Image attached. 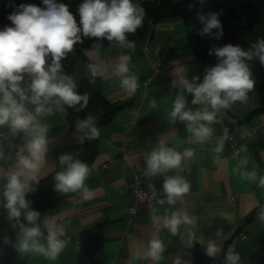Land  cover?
I'll return each instance as SVG.
<instances>
[{"label": "crops", "instance_id": "0c3cea01", "mask_svg": "<svg viewBox=\"0 0 264 264\" xmlns=\"http://www.w3.org/2000/svg\"><path fill=\"white\" fill-rule=\"evenodd\" d=\"M13 1L17 0H0V5ZM134 1L137 0H132V3ZM147 40L159 45L161 61L168 67L169 74L144 85L149 72L148 58L143 50ZM134 44V48H128L116 42L87 53V58L98 70L101 92L107 101L129 102L110 122L98 128L96 155L84 182L94 196L85 200L79 191L70 192L43 213L41 236L38 237L40 243H47V223L60 221L65 230L61 239L66 241V245L55 260L33 251L19 250L11 264H74L79 232L100 222L104 223L103 243L95 257L101 264H176L177 260L181 264L182 259L191 256V240L206 253L210 242L219 249L215 255H220L225 249L227 257L231 250L239 255L238 264H251L250 257L259 252L257 238L264 233V219L257 216V212L264 208V187L259 183L264 177V111L254 112L259 106L257 94L251 93L245 103L235 102L220 109L216 120L208 125L212 129L211 135L204 142H198L188 130V122L171 117L178 95L184 96L186 111H202L205 107L212 110L209 105L193 104V95L180 84L181 78L199 84L196 78L201 68V61L194 55L187 39L183 21L168 19L159 22L150 38ZM125 56L129 58L126 75L135 76L138 84L131 94L121 87L122 77L117 74V65ZM71 73L69 77L77 89L85 76V68L80 61L75 63ZM31 80V75L26 73L21 82L27 96L32 95L27 91ZM55 100L53 97L45 105L52 109L51 114L37 116V121L47 127V145L43 164L34 174V179L27 172L21 178L28 185L66 167L60 163V157L77 154L82 148V136L68 131L66 110L63 106V110L57 108ZM153 101L155 107L152 106ZM25 107L35 114L36 105L25 101ZM234 127L255 130L253 136L240 141V151L236 155L223 137ZM0 131L8 140L20 138L25 144L31 138L23 131L14 132L8 124L0 126ZM161 142L182 155L185 149H192L194 156L183 158L179 168L152 174L155 186H163L168 177L179 176L190 184L189 192L175 198L172 204L168 203L167 195L158 197L150 209L138 210L129 223L125 210V203L129 200L128 183L132 173L141 168L143 160L152 151L158 150ZM221 143L222 150L216 152ZM124 150H129L126 158L122 157ZM20 170L14 150L2 153L0 208H6L7 203L3 195L6 174ZM251 172L256 173L255 179L242 176ZM228 195L235 197L228 200ZM173 213L187 215L192 223H181L173 234L164 223ZM154 239L163 246L160 258L156 260L146 256L150 241Z\"/></svg>", "mask_w": 264, "mask_h": 264}, {"label": "clouds", "instance_id": "9594fccd", "mask_svg": "<svg viewBox=\"0 0 264 264\" xmlns=\"http://www.w3.org/2000/svg\"><path fill=\"white\" fill-rule=\"evenodd\" d=\"M44 4L47 6L46 9L31 4L19 5L20 10L8 17L14 27H6L0 31V126L8 124L14 132L23 131L31 137L26 144L29 155L18 153V165L21 170L6 174L7 184L3 195L7 201L5 207L9 220L15 219L19 222L23 209L25 220L32 225H35L39 214L29 210V203L25 199L29 185L21 178L27 172L31 174L30 178L34 179V174L39 171L44 161L47 127L37 121V116L51 114L52 109L46 108L45 105L53 97L57 98L55 104L60 110H63V105L74 107L83 101L84 107L88 103L87 94H77L76 84L72 78L59 74L61 59L81 41L80 33L84 37L106 38L108 41H116L121 46L134 48V42L127 40L126 33H135L143 20V10L134 6L132 0H111L110 3L107 0H84L78 9L80 26L66 5L56 4L53 0H44ZM200 20L204 24L203 30L199 33L201 36L206 33L212 35L213 29H220L217 13H211L207 19L201 16ZM220 35L222 30L216 34V38L219 39ZM255 47L259 60L264 63V40L258 41ZM213 52L219 62L207 69L202 83L195 84L184 78L180 79L181 87L193 95V104L209 105L212 110L209 111L208 107H205L202 111H186L184 96L178 95L171 112L173 119L179 118L188 122V130L201 143L211 135L212 129L208 125L216 120V113L237 101L245 103L248 99L247 93L255 85L245 63V59L252 58L249 52L231 44L210 49L209 54ZM49 53L53 59L46 70L45 57ZM128 59L126 56L121 58L117 65V74L122 77L121 87L131 94L136 91L138 84L135 76L126 75L129 72ZM89 71L93 78L99 74L93 65H89ZM24 73H29L32 77L27 89L32 93L31 96H27L26 89L21 87ZM25 101L36 105L35 114L26 109ZM152 106L155 107L154 101ZM77 128L88 129L89 139L99 137V130L95 127L94 117L91 115L78 122ZM222 147L221 143L215 151L220 152ZM193 156L192 149H185L182 155L161 142L158 150L152 151L148 157V170L156 175L161 170L179 168L183 158ZM60 163L66 167L55 176L56 190L61 193L79 191L83 199H91L94 192L84 183L90 171L88 166L78 159L73 160L70 155L61 156ZM242 176L255 179L256 173H243ZM259 183L264 187V177L260 178ZM163 187L168 203L172 204L175 203V198L189 192L190 184L175 176L165 179ZM261 218L264 219V213ZM164 223L165 227L175 234L181 223L190 224L192 220L187 215L173 213ZM46 227L45 245L39 242L38 237L41 236L39 227H26L21 223L19 249L22 252L40 253L55 260L66 245V241L61 239L65 235V230L58 227L55 222L47 223ZM162 251V243L154 239L150 241L146 256L156 260L160 258ZM218 251L214 243L208 244L209 256H214ZM226 259L228 264H238L239 255L230 250ZM176 264H179L178 260Z\"/></svg>", "mask_w": 264, "mask_h": 264}, {"label": "trees", "instance_id": "16d2710c", "mask_svg": "<svg viewBox=\"0 0 264 264\" xmlns=\"http://www.w3.org/2000/svg\"><path fill=\"white\" fill-rule=\"evenodd\" d=\"M56 4H64L76 19L80 26L79 7L84 0H53ZM108 3L111 0H107ZM34 5L46 9L44 0H17L0 5V31L6 27H14L9 20V15L19 11V5ZM134 6L143 10V20L135 33H126L127 40L137 42L144 38H150L154 26L168 19H180L187 30V39L193 47L194 55L200 59L201 68L198 74L199 83L203 82L207 69L214 67L218 58L210 49L220 48L231 44L240 47L243 51L252 55L251 59H245L255 81L254 88L247 93H256L259 98V106L254 112L264 111V63H261L256 54L258 41L264 40V0H137ZM217 13L220 21V29H213L212 35L199 33L203 30L204 24L200 17L205 19L211 14ZM222 30L219 39L216 34ZM77 42L71 52L65 53L61 59V70L59 74L68 75L74 69L77 61H80L85 68V76L76 89L77 94H87L88 103L82 107L83 101L74 107L63 105L67 113L68 131L82 136V148L77 154L71 157L73 160H80L88 168L94 159L97 151L98 138L89 139L88 129L78 130V122L87 119L89 115L94 117V124L97 129L112 120L115 114L129 102L110 103L102 95L101 79L99 75L92 77L89 65L93 63L87 58L91 49L102 48L116 41H108L106 38L84 37ZM52 56L49 53L46 57L45 69L52 64ZM94 66V65H93ZM24 78L26 73L23 74ZM55 99H57L55 97ZM239 102V101H237ZM64 168L56 169L45 177L31 182L25 199L29 203V210L36 211L39 215L35 225L29 224L24 218V211L21 210L19 222L8 218L7 208H0V264H11L19 252L20 224L26 227H39L45 211L53 208L62 198L69 193H61L56 190L57 181L55 176ZM104 223H96L93 226L83 229L78 235L77 258L74 264H101L95 257L97 250L103 243ZM259 252L250 257L251 264H264V233L257 238ZM191 256L181 260V264H227L225 249L220 255L209 256L205 250L190 241ZM226 246V245H225Z\"/></svg>", "mask_w": 264, "mask_h": 264}, {"label": "built area", "instance_id": "2783aa9c", "mask_svg": "<svg viewBox=\"0 0 264 264\" xmlns=\"http://www.w3.org/2000/svg\"><path fill=\"white\" fill-rule=\"evenodd\" d=\"M143 50L148 58L149 72L147 77L144 79L143 84L146 85L149 81L159 77L167 76L169 74L168 67L164 65L161 61L159 51L160 47L156 43L147 40L143 46ZM263 128V127H262ZM255 134L254 129L246 130L238 127L232 128L223 137L227 140L229 147L234 155L238 154L240 151V141L245 137H251ZM12 149L18 158V153L26 156V144L20 138L14 140H8L3 132L0 131V153ZM129 150H124L122 157L126 158ZM147 156L143 162L142 166L138 171L132 173L131 179L128 183L127 195L129 200L125 203V210L127 214V221L131 223L140 209H150L156 199L160 196L167 195L163 186H155L152 180V174L148 170V160ZM235 195H228L226 198L228 200H233ZM262 213H264V208L257 212V216L261 218ZM58 227L61 226L60 221L55 222ZM47 234V229L45 231ZM243 236V235H242Z\"/></svg>", "mask_w": 264, "mask_h": 264}, {"label": "rangeland", "instance_id": "374dc122", "mask_svg": "<svg viewBox=\"0 0 264 264\" xmlns=\"http://www.w3.org/2000/svg\"><path fill=\"white\" fill-rule=\"evenodd\" d=\"M71 74H73V73H69L67 76H70Z\"/></svg>", "mask_w": 264, "mask_h": 264}]
</instances>
